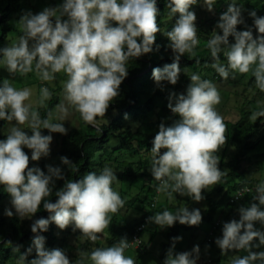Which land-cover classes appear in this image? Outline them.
Listing matches in <instances>:
<instances>
[{"label":"clouds","instance_id":"1","mask_svg":"<svg viewBox=\"0 0 264 264\" xmlns=\"http://www.w3.org/2000/svg\"><path fill=\"white\" fill-rule=\"evenodd\" d=\"M198 3L201 0H166L169 14L178 17L171 30L163 32L170 41L173 62L152 69V78L161 89L163 81L177 84L181 56L196 55L197 15L190 9ZM215 3L216 0H202V6L209 12L214 10ZM159 13L157 0H63L58 7H45L37 13L26 11L18 21L22 34L16 42L0 48V62L10 76L23 77L35 71L40 80L52 81L57 73L63 72L67 77L63 83L67 105L86 124L102 130L98 118L106 116L120 94V86L128 75V61L153 51L156 35L161 32ZM249 16L257 32L255 37L253 28L245 23L242 7L237 0H231L206 46L213 61L211 67L223 80L251 73L256 88L264 92V16L257 15L256 10L250 11ZM241 24H245L246 30H238ZM230 36L234 37L233 43ZM156 49L159 50V45ZM220 53L226 64L220 62ZM39 93L38 104L44 107L52 92L42 87ZM31 96L30 88H17L8 79L0 84V119L15 122L6 138L0 139V186L9 194L12 206L4 214L12 217L14 208L20 219L31 218L41 204L50 214L31 224L32 246L20 255L17 264H72L64 249L46 248V238L40 233L48 231L50 223L60 230L72 226L73 232L79 230L95 243L109 228L112 215L124 207L125 200L113 188L118 178L107 165L99 173L88 171L77 180L65 178L60 167L46 165V174L38 166H29L30 161L50 155L53 137L43 134L41 129L67 134L63 123L52 122L51 112L42 118L32 104L26 103ZM220 102L217 85L195 73L190 76L186 93H170L167 107L179 118L168 126L163 121L159 124L150 150V172L159 182L156 191L165 193L169 201L175 193L200 202L205 198V189L220 184L224 172L218 166L217 153L227 142V125L216 109ZM59 111L67 115L65 104L59 106ZM258 118H264V102L258 103L249 117L253 123ZM21 125H27L31 134ZM25 147L31 150V157L24 151ZM60 160L72 165L66 156ZM54 178L64 183L55 191V202H51L46 198L53 193ZM255 193L247 206L237 209L239 219L223 222L222 235L215 239L221 254L247 253L234 256L231 264H264V251H253L264 246V181L256 185ZM202 219L199 208L189 210L186 206L175 212L164 208L148 217V222L163 229L176 222L199 226ZM257 222L260 228L256 227ZM171 239L163 264H197L198 244L190 251L175 252L176 243L183 237ZM256 240L258 243H254ZM33 247L35 258L28 260ZM129 247L128 239L122 237L111 246L96 247L90 253L78 252L76 264H84L85 260L91 264H136L133 257L125 255Z\"/></svg>","mask_w":264,"mask_h":264},{"label":"trees","instance_id":"2","mask_svg":"<svg viewBox=\"0 0 264 264\" xmlns=\"http://www.w3.org/2000/svg\"><path fill=\"white\" fill-rule=\"evenodd\" d=\"M230 2L231 0H216L213 13L205 14L204 19L208 21V25H205V22L204 24L200 22V24L197 25L199 44L195 49L196 55L189 56L185 54L181 56L179 61L181 72L177 84L172 85L167 81H163L161 82L163 89H161L152 78V69L154 67H163L164 64L173 62V52L169 47L170 41L163 32L171 30L178 14L174 17L171 16L169 14V9L166 7V0H157V7L160 10L158 23L161 32L156 35L153 51L128 61V75L120 86V94L111 103L106 116L98 118V123L102 130H97V128L86 124L77 112L79 123L77 126L70 128L67 132V138L71 143V148L66 152L72 165H66L63 171L65 178L77 180L82 178L88 171H96L99 173V171L107 165L113 169L118 178L117 181L121 184L119 194L125 200L127 207L134 206L136 199L140 202L141 207H144V212L134 222L125 219L124 214L119 215L121 209L114 214V216H120V219H118L120 220V226L117 229L113 228L111 225L109 226L113 232L119 235L117 240H114V243L118 242L122 237H126L129 241L139 224H143L145 227V222L149 216L148 214L154 209V207L151 206V201L158 194L156 187L159 182L154 180L150 172V150L153 146L152 141L158 130L155 132L142 130L138 124L142 123L151 113H156L158 120L167 117L168 124L172 123L173 120L179 117L178 115H174L167 107L170 93H186V88L190 83V76L194 73L199 74L202 79L211 80L219 77V74L211 67L213 61L206 43L213 34L210 32V24L219 20L224 8H227ZM237 4L242 7V15L246 25L249 27H251L249 12L252 10H256L257 13L264 11V3L262 0H237ZM21 10H23L21 0H0V48L6 46L5 39L7 33L12 29L11 19L13 15ZM192 11L196 13V9ZM237 28L238 30H246L245 24L238 25ZM220 34H222V32H220ZM229 41L230 43L234 42V37L230 36ZM156 45H159V50L156 49ZM0 57H2V54H0ZM220 62L227 63L223 53H220ZM242 77H245V75ZM59 78H61V76L57 77L56 80ZM2 81L3 78L0 75V84H2ZM246 84L248 88H252L253 90L256 89L254 77L252 75L247 78ZM182 88L183 91L180 92ZM58 101V96L53 94L44 107H38L36 110L39 111L42 118H45L49 112H51V114L53 113ZM250 102H255V100L252 99ZM256 107L257 105L255 104V109L253 110H256ZM158 109L159 111L157 112ZM125 114H127V119H125ZM243 116L237 121H225L227 125L226 143L233 144L236 150L228 159L225 156L227 147L224 146L222 150L217 153L220 158L218 166L224 172V175L220 184L216 187H212L210 194L205 197L208 201L206 207L207 212L206 215H202V217L211 219V214L214 213L220 205V200L214 198L216 195L222 194L223 197L226 196L227 201L225 199V202L228 206H225V208L223 207L224 210L220 212L221 215H223L222 221H218L217 225L214 224L213 228L218 226L222 229L223 222L234 218L238 219L239 213L236 211L234 212V210L243 205L240 201L244 200L240 198L230 203L228 198L241 186L248 185L251 187L255 182L252 178H247L245 175L246 172L243 170V161L249 159L247 153L249 151H256L257 157H264V148H259L260 144L264 142V128H262L264 118H258L257 121L253 123L251 120L245 121ZM5 123V120L0 119V126ZM6 135L7 133L0 132V139H5ZM24 151H27L26 147ZM35 162L36 161H30L29 166L32 167V164ZM40 168L43 170V163L40 165ZM75 169L78 170L75 171ZM146 179L153 184L145 183L144 180ZM136 180H141L140 192L131 199L125 198V194L130 190V187L137 185L134 183ZM63 183L64 180L56 179L53 193L46 199L55 202L57 199L55 191L62 187ZM139 193H144L146 195L150 194V197L148 200H144V198L139 196ZM7 194L3 186H0V200L7 196ZM242 197H245V200L249 204L253 196L251 193H246ZM49 215L50 214L43 209L42 204L39 211L31 217L28 225L21 222L17 215L12 216L10 219H6L3 215H0V264H17L20 255L25 253L27 249L32 246V237L34 234L31 232V224L35 219L41 217L47 218ZM144 227L138 232L141 239V244L139 245L141 249L143 241L140 234ZM186 227L187 225L176 222L174 226L167 228L165 236L169 241L162 243V250L159 254L162 259L161 264H163L167 250L171 247V238L178 236L181 230ZM40 234L46 238V248L51 249L59 247L65 251L69 248L66 241L69 235H74L77 239L79 237H84L80 234L79 230L73 232L72 226H69L65 230H60L54 223H50L48 231ZM84 240L85 241L80 244V249L82 251L86 249L88 244H97L94 248L108 247L101 245L98 240L95 243L90 241L87 237ZM7 241H11V245L8 244ZM16 247H18V249ZM94 248L90 249L87 253H90ZM233 252L236 251H229L225 254H219L216 257L213 256L210 262H203L202 264H222ZM35 255L36 253L33 247L27 259L31 260L35 258ZM84 264H88V261H84Z\"/></svg>","mask_w":264,"mask_h":264},{"label":"rangeland","instance_id":"3","mask_svg":"<svg viewBox=\"0 0 264 264\" xmlns=\"http://www.w3.org/2000/svg\"><path fill=\"white\" fill-rule=\"evenodd\" d=\"M62 2L63 0H21L23 10L15 13L11 19L12 29L7 33L5 39L6 46L10 43L16 42L18 40V37L22 34L18 21L24 12L31 11L33 13H37L43 10V8L45 7H58ZM262 2L264 3V0H262ZM193 9H196V15H197L196 24L198 25L200 24V22L201 24L202 23L204 24L205 22V25H208V21L204 19L205 14L213 13V11L212 12L207 11V9L202 6V0L201 3L192 6L190 10ZM226 9L227 8L225 7L223 12L226 11ZM257 15L264 16V11L257 13ZM249 22L251 23V27L253 28V35L255 37L257 35V32L256 29L253 27V19L251 18ZM216 23L217 21L210 24L211 33L212 30L215 28ZM217 31L220 32L219 29H217ZM0 75L2 76L3 80L8 79L17 88L28 87L32 90V96L30 97L29 101H26V103L32 104L34 110L40 107L38 104L40 88L48 87L49 90L52 92V95L53 94L57 95L59 99L52 113V122L63 123L64 127L67 129V132L70 128L78 125L79 123L78 113L71 106L67 105V102L64 100L63 83L66 81L67 77L63 72L57 73L56 75L57 77L61 76V78L56 80L57 77L55 76V79L52 81L40 80L39 77L36 75L35 71L28 73L26 76L23 77H21L19 74H16L15 76H10V74L7 72L6 68L4 67L3 63L0 62ZM244 75L245 77H242L243 75L237 74L235 79H232L230 76L229 79L227 80H223L220 76L211 79L213 83L217 85V88L221 95V102L218 105H216V109L224 118V122L237 121L243 115L245 121H249L251 112L253 111V109H255L254 105L255 104L258 105V103L264 102V92H261L257 88L253 90L252 88L247 87L246 84L247 78L251 77V73ZM182 91L183 88L180 90V92ZM252 99L255 100V102H250V100ZM47 101H45V105ZM61 104H65L67 108V115H64L59 111V106ZM158 111L159 109L157 110V112ZM61 116H64V118L60 119ZM167 119H168L167 117H164L163 119L160 118L158 120L157 114L151 113L144 121H142V123H139L138 125L142 130L155 132L156 130H159L158 126L162 121L165 123V125H171V123L168 124ZM13 126H15V122L6 121L4 125L0 126V132L8 133L10 128ZM20 127L23 128L25 131H28L29 134H31V131L27 125H21ZM262 128H264V123L262 125ZM41 131L45 135H49V134L52 135L53 141L50 145L51 151L48 157H41L39 161H36L35 163L32 164V167L33 166L40 167V165L43 163L44 165L43 170L45 171L46 174H47L46 165L60 167L63 172L66 165L61 162L60 157L61 156L67 157L66 151L69 148H71V143L67 138V134L65 135L60 133H50L47 129H41ZM224 146L227 147V152L225 156L228 159L231 157V155L235 152L236 149L234 145L231 143H226ZM260 147L264 148V142L260 144L259 148ZM222 148L220 149V151L222 150ZM26 152L30 157L31 150L27 149ZM247 154H248L247 157L249 159L244 160L242 166L244 172H246L245 173L246 177L252 178L255 181L250 188L251 195L255 196L256 185L261 181H264V157L261 156L257 157L256 151H249ZM55 180L56 179L54 178V181ZM144 182L147 184L149 183L151 185L153 184L151 181L148 182L147 179L144 180ZM134 183L137 185H133L130 187V190H128V192L125 194V198L131 199L133 198V196L138 194V192H140L139 189H140L141 180H136ZM120 185L121 184H119V182L116 181L113 184V188L119 192ZM217 185L218 184H216L215 187ZM212 187H209V189H205L203 191L204 197L210 194ZM139 196L141 198H144V200H148L150 194L146 195L144 193H139ZM214 198L220 200V205L217 207L215 212L211 214V219L203 218L199 226L187 225L186 228L182 229L178 236H182L183 239L176 243L174 249L175 252L190 251L194 245L198 244L200 246V253H201L200 257L205 258L206 260L211 259L213 256L216 257L219 254H221L220 249L215 244V239L222 235V231H221L222 229L219 228L218 226L213 228V225L217 219L220 222L222 221L223 215H221L220 212L221 210H224L223 207L225 208V206L228 205L225 202L226 196L223 197V195L220 194V195H216ZM241 200H244V201H240L241 203H243V205L248 204L247 201L245 200V197H241ZM151 203H153V205L151 206L155 205V207L148 214L149 215L148 217L154 215L155 212L163 211L164 208H168L169 210L175 212L177 208L186 207V206L189 208V210L193 208H199L202 215H206L207 212L206 207L208 201L206 198H204L200 202H195L190 197L180 196L179 194H175V193H173V199L169 201L165 193H158L153 198ZM11 207L12 206L10 204V196L9 194H7V196H5L3 199L0 200V215H3L6 219H10L11 217L6 216L4 214V211L6 208H11ZM143 208L144 207H141L140 202L136 199L135 204L132 207H127V204H124V207L121 208L119 215L124 214L125 219L134 222L144 212ZM12 210L14 215H16L15 209L13 208ZM235 211L238 212L237 209H235L234 212ZM119 217L118 215L115 216L112 215V223L110 225L113 228L117 229L120 226L119 224L120 220H118L120 219ZM238 219H239V214H238ZM20 220L21 222H24L28 225L31 218H24ZM256 227L258 228L261 227L258 222L256 224ZM167 228L168 227L161 229L155 223L148 222L147 219L145 222V227L140 234L143 241L142 249L140 248L141 246H139L141 244L140 243L137 247H131L129 249H126L125 255L133 257L136 261V264H161L162 259L159 256V254L160 251L162 250V243L169 241L168 238L165 236V231L167 230ZM118 236L119 235L116 232H113V230L109 227L105 229L103 234L100 235L98 242L104 246H109V245L111 246L112 244H114V240L115 241L117 240ZM85 238L86 237H79L77 239L75 238L74 235H69L67 237L66 241L69 248H67V251L65 252L69 256V259L72 262V264H76V262L79 260L78 252L87 253L90 249L94 248L97 245V244H88L86 249L82 251L80 249V244L83 241H85L84 240ZM254 243H258V240L254 241ZM206 245L209 246L207 249L205 248ZM253 251H264V246H261L260 248H253ZM246 254L247 253L243 251L233 252L231 255L228 256L227 260L222 262V264H231V260L233 259L234 256L237 255L242 256ZM85 261H88V264H91L90 260H85Z\"/></svg>","mask_w":264,"mask_h":264},{"label":"built area","instance_id":"4","mask_svg":"<svg viewBox=\"0 0 264 264\" xmlns=\"http://www.w3.org/2000/svg\"><path fill=\"white\" fill-rule=\"evenodd\" d=\"M251 187H249L248 185H243V186H241L240 188H238L236 191H235V193H233L229 198H228V200H229V202L231 203V202H233V201H236V200H238L237 198H241L244 194H246V193H249L250 191H251V189H250ZM245 189H249V191H245ZM218 219L214 222V224L215 225H217V223H218ZM143 224H139L137 227H136V230H135V232L131 235V239L129 240V243H130V247L132 246V247H137L140 243H141V239H140V237H139V235H138V232L143 228ZM207 239H209V238H207ZM203 259V260H202ZM211 261V259H208V260H206L205 258H202V257H200L199 258V261H197V264H202L203 262L205 263V262H210Z\"/></svg>","mask_w":264,"mask_h":264}]
</instances>
